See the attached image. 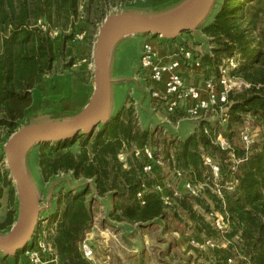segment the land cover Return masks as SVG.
<instances>
[{"label": "trees", "instance_id": "trees-1", "mask_svg": "<svg viewBox=\"0 0 264 264\" xmlns=\"http://www.w3.org/2000/svg\"><path fill=\"white\" fill-rule=\"evenodd\" d=\"M81 1L0 0V130L6 131L8 137L16 130L17 123L27 116L33 91L43 77L53 70L55 64L66 62L72 55ZM86 1L91 3L94 0ZM39 22L46 26L45 29L38 25ZM51 30L56 32L55 37L51 36ZM201 33L210 46L209 52L200 60L201 67L204 73L208 69L213 71L210 75L205 74L202 80L216 76L221 61L237 54L242 62L235 74L250 87L229 96L232 105L224 126L222 121L199 123L180 144L176 157L182 160L185 168L192 167V171L187 170L191 182L196 185L201 181L199 149L212 147L211 137L216 135V129L233 144L234 140L242 141V132L234 128L241 115L248 114L254 120V133L247 132L254 137L250 145L252 153L237 167L239 185L226 200L232 223L229 237L239 235L236 246L231 245L228 252L237 250L236 256L240 254L244 258L236 264H264V1L218 0ZM69 65L71 58L67 62ZM181 114L168 117L176 121L181 119ZM131 116L132 109L122 106L106 126L98 128L97 133L77 137L81 140V149L76 154L68 150L74 140L42 145L43 151L47 152L38 154V167L45 182L59 173H71L76 180H92L97 197L110 198L112 219L148 228L163 220L167 211L153 192L152 185L144 181L142 161L128 163L125 170L116 159L122 146L136 137ZM146 136L147 133H143L142 137ZM87 145H90L89 149ZM225 154L221 153V159ZM91 193L86 186L82 191L60 194L57 198L56 212L49 219L50 223L56 224L50 236L56 261L48 264H90L82 257L79 245L91 227L88 203ZM138 193H142L140 200ZM10 195L13 199L12 187ZM192 199L187 198L181 208L189 214V220L201 223L200 229H207L204 219L193 214ZM13 222L12 211L7 214L4 228L11 227ZM223 259L221 263L218 259L210 264H227L228 258Z\"/></svg>", "mask_w": 264, "mask_h": 264}, {"label": "rangeland", "instance_id": "rangeland-1", "mask_svg": "<svg viewBox=\"0 0 264 264\" xmlns=\"http://www.w3.org/2000/svg\"><path fill=\"white\" fill-rule=\"evenodd\" d=\"M181 1L183 0H103V2L94 0L88 3L86 0H82L78 9L79 16L76 22L77 32L74 37L75 43L72 48V55L66 62L55 64L53 70L43 77L41 83L35 90L37 98L34 100V106H32V108L30 107L27 116L17 123L16 129L27 123L43 118H71L86 104L87 98L91 94L93 88L91 57L93 43L98 28L105 17L123 12L145 13L149 15L158 14L173 8ZM86 9H88V11ZM204 24L196 31L197 35H195V38L190 36L189 33H184L179 37V41L175 43L174 47H184L190 50L195 58L202 60V56L210 50L208 41L201 33V28ZM38 25L41 26L42 29L46 27L42 22H39ZM50 34L52 37L56 36V32L53 30H51ZM156 39L159 40L158 38L153 39L150 36H136L124 40L119 44L115 53L116 60L120 57V62L117 66H121L122 69H124V73L129 77L135 74V77H139H137V79H141L138 66L142 45L145 41H148L150 44L156 42ZM178 43H181V45ZM70 58L71 65L67 66V62ZM241 62L240 58V64ZM212 73V69H208L206 73L203 72L195 76L194 81L198 83L202 81L205 74L207 76ZM134 82L135 81L124 86L119 84L113 89V116L122 106H125V109L131 108V127L134 134H136V137L133 140H129V144L125 143L117 153L116 159L118 163H120L125 170L129 167L128 163H134V160L140 163L141 160L135 156V151L144 146H148L155 154L162 157L169 166L172 167L173 165L181 170L185 177L192 181L187 170L189 168L183 166L182 160H177L176 152L179 150L180 144L185 138L189 137L192 131L195 130V123L183 120V114L180 116L182 121H180L178 125L176 123L178 119L176 121L170 120L171 124L162 123V120L169 118V115L166 114L164 106L159 104L156 106L155 110L153 109V113H155L158 120L152 123L153 120L151 119V115L146 111L149 92L145 90V87L147 86V88H149V84L145 81L144 83L141 82V84L143 83V86H145L144 91H146L147 94V97L144 98L142 94H138ZM249 87L233 94H240L249 89ZM134 99H137V102ZM229 103L230 105L228 108L232 105L230 100ZM152 115L154 116V114ZM126 117L125 115V122ZM206 119L210 124L222 121L220 114L211 118L207 116ZM222 122L224 126V121ZM254 125V120L248 114H242L240 122L237 123L234 128L237 127L236 130L242 132L241 134L247 132L251 133L253 132L252 127H254ZM223 126L221 127L223 128ZM99 130L100 129H97L94 134ZM217 131L218 129L215 131L216 135L211 137L212 147L206 150L204 148L199 149L200 164L198 170L200 171L201 181H198L197 184L203 185L199 194L196 197L184 195L181 199L174 201L171 206L165 207L167 215L163 218V222L159 221L157 224L149 226L145 230H142L136 225L124 223L128 227V231H135H132L129 236L127 234V239L124 238L122 240L121 237H117V241L120 244L115 243L113 252H118L119 255L116 253L113 254L115 255L114 257L112 255V262L114 264H210L218 259L221 260H218L221 263L225 256L228 258L227 264H236L238 261L244 260L242 256H239L240 254L236 256L235 252H237V250H235V252L233 250L229 251L230 255L228 252L231 245L234 247L236 246L239 237V235L238 237H229L232 231V223L226 201L227 198L231 197L236 191L224 192L222 198H219L214 192V177L209 169L204 166L203 159L209 158L218 164L220 170H222L224 174L230 173V168L235 166L233 176L238 182L236 169L244 162L245 157L252 152H250V146L246 147L242 144V141L239 142L234 140V143L231 144L229 143L230 141L228 142L224 136ZM143 133H147L145 138L142 137ZM218 137H221V139L228 144L226 150L220 148L219 141L217 140ZM7 138L8 135L6 131L0 130V235L6 234L10 229V227L4 228L7 214L13 211L14 220L17 215L15 192L13 199H10V191L11 187L13 189V185L6 168L2 151V147ZM74 141L75 143L68 150L76 154L81 149V140L74 139ZM89 146L90 145H87V149H89ZM231 148L234 149V152L231 151ZM243 151L244 155H242ZM41 152L45 154L47 152V150L43 151L42 145L36 146L34 149L30 150L26 155L25 163V167L42 207L38 226L30 244L25 250L17 254L14 258H3L0 255V264H22L23 253L28 249L38 246V243L44 244L45 246L50 245L51 247L50 236L54 233L56 224L54 222L50 223L49 219L56 212L57 198L60 194L68 192L77 193L82 191L86 186H88L93 193L92 180H76L71 173H59L48 182L43 181L38 167V154ZM222 152L226 153L223 159H221ZM120 154L124 156V161L119 160L118 156ZM189 170L192 171V167ZM142 174L144 181L150 183L153 190V186L156 184L155 178L144 174L143 171ZM92 193L88 199L91 227L92 225H96L101 228H107L109 232L114 230L116 233L119 229L113 228V226H120L123 223L116 222L112 219L111 212L113 204H111L110 213L105 216V214H103V209L99 210L97 208L100 204H93L95 199H92ZM187 198H194L190 202L192 212L195 214V217L204 219V222L208 226L207 229H200L201 223L199 221L196 222V220L188 219L190 218L189 214L181 208V204L186 202L185 200ZM92 204L94 208H92ZM103 208H105L104 205ZM220 217L229 221L227 228L223 232L215 227L216 220ZM88 231H90V229ZM119 235L122 236V233ZM95 239L98 240V235L95 236ZM192 239L199 241L211 240L214 247L195 251L188 245L189 240ZM145 241L147 242L145 243ZM120 245L124 246L123 251L119 248ZM51 250L52 255H54L52 247ZM228 260H231V262H228Z\"/></svg>", "mask_w": 264, "mask_h": 264}, {"label": "built area", "instance_id": "built-area-1", "mask_svg": "<svg viewBox=\"0 0 264 264\" xmlns=\"http://www.w3.org/2000/svg\"><path fill=\"white\" fill-rule=\"evenodd\" d=\"M239 65V55L227 56L218 66L216 76L196 83L195 76L202 74L203 70L200 60L195 58L190 50L181 46L173 47L161 58L151 44L145 41L140 52L139 73L149 84V96L154 110L159 104L164 106L167 115L182 113L183 120L193 122L197 126L207 121V116L211 118L217 114L225 121L230 105L229 96L249 87V84L235 74ZM180 120L176 121L177 125ZM162 123L171 124V121L165 118ZM241 139L246 147L254 142V138L247 133H243ZM217 140L222 150L228 148V144L221 137ZM135 156L142 161L143 173L155 178L153 192L164 207L171 206L184 195L196 197L202 190V184L194 185L181 170L173 165L169 166L150 147L144 146L136 150ZM118 158L124 161L122 154ZM203 164L214 177V192L219 198H222L224 192L236 191L238 182L233 176L235 166L230 168V173L224 174L218 164L209 158L203 159ZM137 198L140 200L142 193H138ZM228 222L220 217L216 220L215 227L223 232ZM115 234L114 230L109 232L107 228L92 225L79 245L82 257L90 264H112V254L106 243L109 236L114 238ZM97 235L98 240L95 239ZM188 245L195 251L214 247L211 240L192 239ZM22 260V264H47L55 262L56 257L52 255L50 245L38 243V246L23 253Z\"/></svg>", "mask_w": 264, "mask_h": 264}, {"label": "water", "instance_id": "water-1", "mask_svg": "<svg viewBox=\"0 0 264 264\" xmlns=\"http://www.w3.org/2000/svg\"><path fill=\"white\" fill-rule=\"evenodd\" d=\"M216 3L217 0H183L158 14L123 12L105 17L93 43V88L86 104L71 118H43L17 128L2 147L17 201L16 218L8 232L0 235L3 258H14L25 250L42 212L40 199L25 167L27 153L39 145L90 137L111 121L114 85L133 81L136 84V80L117 82L112 79V60L120 43L136 36L174 42L184 33L197 35L196 31L209 19ZM92 194V199L96 200L94 188Z\"/></svg>", "mask_w": 264, "mask_h": 264}, {"label": "crops", "instance_id": "crops-1", "mask_svg": "<svg viewBox=\"0 0 264 264\" xmlns=\"http://www.w3.org/2000/svg\"><path fill=\"white\" fill-rule=\"evenodd\" d=\"M193 38H195V35L194 34H190ZM179 41V38L176 40V41H174V42H162V41H160V40H157L156 39V42H153V43H151V46L153 47V49L159 54V56L162 58L164 55H166V53L168 52V50L170 49V48H173L174 46H175V43H177ZM179 45H181V43H178ZM118 48V47H117ZM116 51H117V49H116ZM116 51H115V53H116ZM115 53H114V56H113V60H112V66H111V74H112V79L114 80V81H117V82H120V81H130V80H136L137 82H136V84H134V86H135V88H136V90H137V92H138V94H142L143 96H144V98H146L147 97V94H146V91H148L149 92V88H147V86L145 87V86H143V83H144V80L141 78V79H137V77H135L136 75L134 74L133 76H131V77H129L126 73H124V69H122V67L121 66H117L118 65V63L120 62V57L118 58V60H116V55H115ZM117 61V62H116ZM138 69H139V66H138ZM140 72V71H139ZM139 78V77H138ZM141 82H143L142 84H141ZM120 85H127V83H119ZM119 84H115L114 85V88L116 87V85H119ZM128 84H131V83H128ZM144 87H145V90L146 91H144ZM36 90V89H35ZM35 90L33 91V101H32V105H31V108H32V106H34V100L37 98V96H36V94L37 93H35ZM87 100H88V98H87ZM134 100H136V102H137V99H134ZM125 102V101H124ZM139 104H140V102H139ZM141 105V104H140ZM153 102L150 100V96H149V99H148V106H147V109H146V111L151 115V119L153 120V122L152 123H155V121L156 120H158V118H157V116L155 115V113H153L154 111H153ZM152 114H154V116L152 115ZM156 117V118H155ZM180 121H182V120H180ZM141 123V122H140ZM180 124V123H179ZM151 125V124H150ZM149 125V126H150ZM194 127V126H193ZM192 127V128H193ZM192 133H193V131H192ZM191 133V134H192ZM186 139V138H185ZM93 204H100V206L98 207L97 206V208L100 210V209H103V211H104V213L103 214H105V216H106V214L108 215L109 213H110V211H111V204H112V202H111V200H110V198L108 197V196H105V197H103V198H100V197H97L96 198V200H95V202H93ZM93 204L91 205L92 206V208H94L93 207ZM103 205L105 206V208H103ZM96 208V207H95ZM159 222V221H158ZM160 222H163L162 220L160 221ZM101 226V225H100ZM113 228H118L119 230L116 232V234H115V237L113 238V237H110L109 236V241L106 243V244H108L109 245V249H110V251H111V254L113 255L114 253H116V254H118L119 255V253L118 252H113V250L115 249V247H114V245H115V243H117V244H120L118 241H117V237H121V239L123 240L124 238L125 239H127L128 238V236L132 233V231H135V230H131V231H128V227L123 223L122 225H120V226H113ZM140 228V227H139ZM142 230L144 229H146V228H141ZM120 233H122V236L121 235H119ZM127 234H128V236H127ZM134 235H135V232H134ZM147 241H145V243H146ZM121 246V245H120ZM119 246V248L123 251L124 250V246H121L120 247ZM117 249V248H116ZM118 251V250H117ZM115 255H113V257H114ZM115 259V258H114ZM112 264H114L113 262H112Z\"/></svg>", "mask_w": 264, "mask_h": 264}]
</instances>
